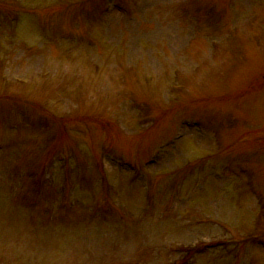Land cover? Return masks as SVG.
I'll return each instance as SVG.
<instances>
[{"label":"rangeland","instance_id":"rangeland-1","mask_svg":"<svg viewBox=\"0 0 264 264\" xmlns=\"http://www.w3.org/2000/svg\"><path fill=\"white\" fill-rule=\"evenodd\" d=\"M0 264H264V0H0Z\"/></svg>","mask_w":264,"mask_h":264}]
</instances>
